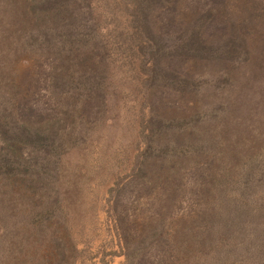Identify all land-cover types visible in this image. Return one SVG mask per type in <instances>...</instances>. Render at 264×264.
Segmentation results:
<instances>
[{
	"label": "trees",
	"instance_id": "trees-1",
	"mask_svg": "<svg viewBox=\"0 0 264 264\" xmlns=\"http://www.w3.org/2000/svg\"><path fill=\"white\" fill-rule=\"evenodd\" d=\"M60 2L0 0V264L11 257L21 258L15 264H84L85 246L77 245L73 221L92 209L102 210L115 231L123 264H264V110L259 125L254 119L241 129L248 149L235 157L224 148L230 139L220 130L223 113L203 128L215 111L207 110L191 79L199 75L193 59L185 67L190 87L183 102L193 108L187 121L144 127L141 112L135 124L144 141L126 168L130 157L100 132L108 125L107 106L93 84L115 88L127 81L96 74L109 68L106 51L87 42L91 29L84 18L76 37L63 39ZM250 5L234 21L233 47L222 53L231 61L221 71L226 82L230 68L246 61L244 33L261 18ZM206 20L200 23L208 25L211 16ZM197 31L190 33L196 37ZM101 40L123 41L117 35ZM94 49L101 51L94 56ZM148 81L136 70L132 84L139 96L131 98L145 100L147 113L155 114Z\"/></svg>",
	"mask_w": 264,
	"mask_h": 264
},
{
	"label": "rangeland",
	"instance_id": "rangeland-1",
	"mask_svg": "<svg viewBox=\"0 0 264 264\" xmlns=\"http://www.w3.org/2000/svg\"><path fill=\"white\" fill-rule=\"evenodd\" d=\"M247 5L259 10L261 18L247 34L244 33L248 58L236 69L230 68V78L226 82L221 71L229 69L231 61L223 59L222 53H228L233 47L234 21L243 14ZM59 7L63 9L59 21L60 32L66 34L63 39L69 43V40L75 38L79 21L84 18L91 29L89 36L92 42L88 39L87 42L94 48L102 46L106 51L109 68L99 70L96 74L113 82L118 78L127 81L126 84L121 81L115 83V88L105 83L93 84L105 94L107 106L104 118L108 125L100 132L107 133L110 144L117 147L118 154L130 157L124 159L126 168L130 160H133L132 155L135 156L134 152L140 149L144 141L143 133L139 132L140 127L135 124L141 112H144L146 118L144 127L147 123L157 125L163 119H173L171 123L187 121L184 119L193 108L189 106V98L186 104L183 102L190 87L185 67L190 66L193 59L192 67H197L199 75L195 77L193 74L191 79L197 80L198 94L201 96L200 100L206 102L207 110L213 106L215 111L208 115L203 128L207 129L216 123L219 120L218 113L221 112L223 123L220 130L226 135L223 137L225 141H228L227 136L230 139L224 148L232 151L235 157L240 155L236 153L240 148L248 149L246 140L240 137L241 129H246L250 122L252 125L254 119L259 125V114L264 110V11L258 8L264 7V0H90L88 6L85 5V0H61ZM88 9H91L90 13ZM210 16L211 23H200L201 19L207 22L206 18ZM192 27L199 29L194 32L196 37L190 33ZM94 31L97 35L93 34ZM113 35L123 41L103 43L101 40L112 39ZM95 50L98 52L94 56L101 51H92ZM87 60L93 62L94 58L88 57ZM204 62V66L200 65ZM173 64L179 66L177 72ZM21 66V62L16 63L17 69ZM136 70L149 80L148 85L153 88L157 105L155 114L147 113L145 100L131 98L132 95L139 96V91L132 84ZM182 75L187 78L186 81L182 80ZM175 78L180 81L174 82ZM91 85L92 82L89 87ZM122 85H125L123 89ZM45 91L43 88L39 101L44 98ZM37 94L35 91L34 95ZM93 100L94 103L99 101L94 95ZM192 119L195 120L196 117ZM194 124L197 127L201 122ZM156 139L159 143H164V138L158 136ZM100 173L96 172L92 175L93 178ZM94 179H91L92 185ZM110 183L104 184L102 190ZM101 201L91 202L99 205ZM83 212L85 215L73 221V235L77 237V245L85 246L86 257L83 263L123 264V255L119 252L113 234L115 231L105 221L103 211L96 210V213L92 209ZM78 226H83V229L77 232ZM85 238L88 241L83 244L82 240ZM19 260L21 258L11 257L6 262L15 264Z\"/></svg>",
	"mask_w": 264,
	"mask_h": 264
}]
</instances>
